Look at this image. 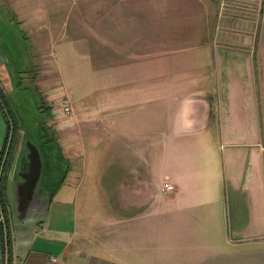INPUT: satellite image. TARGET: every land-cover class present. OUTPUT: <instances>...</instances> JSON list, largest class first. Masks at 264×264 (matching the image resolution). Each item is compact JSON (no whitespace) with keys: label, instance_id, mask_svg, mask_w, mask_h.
Returning <instances> with one entry per match:
<instances>
[{"label":"crops","instance_id":"crops-1","mask_svg":"<svg viewBox=\"0 0 264 264\" xmlns=\"http://www.w3.org/2000/svg\"><path fill=\"white\" fill-rule=\"evenodd\" d=\"M236 1L218 3L225 10L218 30L222 40L217 42L204 39L208 23L204 14L210 15L217 0H0L20 26L22 39L29 40L34 62L42 46L55 61L64 46L74 48L66 52L67 59H87L93 54H79L77 45L88 46L92 38L99 60L113 57L119 63L147 67L130 74V79L144 83L118 94L114 110L99 104V119L110 120L114 128V149L108 156L102 150L79 152L86 160L84 167L68 166L75 158L64 156L50 128L48 120L57 116L50 108L54 87L46 94L48 119L39 126L44 136L49 132L52 136L42 145L20 135L17 119L5 105L1 107L0 99V188L5 200L3 206L0 195V264H49L53 256L57 264H244L240 259L235 262V247L238 253L264 254V38L255 40L250 34L264 24V0H243L256 12L253 27L247 15L230 12ZM93 22L97 26L92 27ZM232 22L243 30L241 39H231ZM61 27L65 42L59 41ZM211 46L218 105L224 112V122L220 121L221 139L227 144L224 181L219 144L210 143L206 134L215 106L202 81V56ZM110 47L112 55L106 53ZM195 47L201 53L198 67L197 59L183 61ZM8 63L0 55L3 91L21 72L9 69ZM137 137L162 143L163 149L138 156L129 145ZM17 142L21 143L17 170L6 188ZM102 142L101 137L97 148ZM136 156L145 160L143 169L133 164ZM98 158L113 166H108L113 172L104 191L112 190L115 197L92 198L101 210L88 212L90 203L79 204L78 199L88 161L93 166ZM165 184L173 189L163 191ZM223 197L229 204L225 216ZM232 198L247 208L238 228L230 213L235 206L229 202Z\"/></svg>","mask_w":264,"mask_h":264},{"label":"rangeland","instance_id":"rangeland-1","mask_svg":"<svg viewBox=\"0 0 264 264\" xmlns=\"http://www.w3.org/2000/svg\"><path fill=\"white\" fill-rule=\"evenodd\" d=\"M219 1L224 3V0H217L215 9L214 7L211 9L210 15L207 16V14H204L208 20L206 26L207 37H204V39H207L208 41L215 40L219 42L222 40V31L218 30L222 27L224 20L222 15L225 7H218V3H220ZM239 1L240 0H237V3L232 4L233 10L230 12H232L234 16L247 15L250 19V27H253L252 22H255L256 20V12L251 9L246 1L241 0L244 3ZM7 9V7L0 4V55L9 59V63L6 64L9 69L15 67L20 69L21 72L15 74V76L9 80V88L7 87L6 91L0 90V99L3 105L8 109L10 116L17 119L20 135L24 136L25 139H30L29 141H32V143H40V145H42V142H44L47 137L52 136L51 132L44 136L45 132L39 127L49 116L48 104L50 101L46 99V94L48 93L47 89L51 86V88L54 87V89H56L52 90V92H55L56 94L51 97L53 104L50 108L55 110V113L57 112V116H51L48 122L50 123V128H52L57 135L58 147L62 150L64 156L69 158V160L72 157L75 158L68 163V166L74 163L79 167H84L86 160L83 159V155L79 153L84 150L86 152L89 150H97L100 152L102 150L107 156L111 155L109 152H112L114 149L112 147L114 128L110 120L99 119L101 118L100 113L97 111L99 109V104L105 103L108 107L114 110V105L119 104V100L116 98L118 94L132 86L140 85L139 83H144V80L130 79V74L136 73L135 70H139L138 67H140V70H147L146 64L140 62L119 63L114 61L113 57L101 58L99 60V57L97 56L98 45L96 44V39L92 38L90 39L88 46L77 45V51L79 54L83 52H85V54H93L87 59H67L66 52L74 51V48L64 46L59 47V50L62 51L64 56L62 54L59 55L58 60L55 61L52 53H47L48 57L46 56V50L48 51L49 48L42 46L38 52L40 55L38 54L39 56H37V62H34V57L30 56L32 55V49L29 40L26 38L24 40L22 39L21 28L16 21L11 18ZM93 15L95 16V14ZM93 15H90V19ZM65 18L66 16H62L61 18L62 26L66 23ZM245 18L247 17H244V19ZM215 24L218 25L217 30ZM91 26H97L96 22H93ZM230 26L232 28H228V32L230 33L231 39H241L239 33L243 32V30L236 29V24H234V22L230 23ZM263 27L264 24H262L259 30L255 29L254 32L250 30L251 37L255 40L263 39ZM166 29V25L161 29L163 38H166ZM91 31L92 30H90V32ZM59 32L61 33L59 41L65 42L67 37L62 34V27ZM70 34L71 33H69V35ZM231 39L228 41H232ZM157 42L158 41H156V43ZM165 47L167 46L165 45ZM165 50L169 51L170 48H165ZM175 50H173V52ZM113 51L112 47H110L106 53L112 55ZM35 55H37L36 51ZM200 57L201 53L199 47H195L194 50L191 51V54L185 57L183 61H186L187 58L193 61L197 59L196 66L198 67L201 65ZM202 59V66L204 69L202 81L205 90L210 94L207 97L211 98L213 101L212 103L215 106L213 109L214 112L209 121L210 128L206 134L210 139V143L219 144L217 152L220 160V176L221 181H224L225 165L223 153L226 152L227 144L225 143L224 138L221 139L220 134V121L224 122V112H222V109L219 110L218 105L219 98L216 92L218 81L216 75L217 68L215 66L212 46L209 50V54L207 55L204 53ZM178 60H182V56ZM64 98L69 100V105L71 110L73 109L74 114H64L62 112L64 106L62 100ZM85 112L88 113L87 116L85 115ZM101 137L103 142L100 143L101 147L97 148L98 140H100ZM137 138L138 140H136V142L128 144L132 146V149L135 150L136 153H138V156L145 155V153L149 151L159 152L163 149L162 143L155 142L152 144L144 138ZM120 146L121 143H118L117 149H120ZM153 146L154 148H152ZM20 147L21 143L19 142L18 145L17 142L16 149L13 152L6 172V188L11 184V179L16 174ZM122 149H124L123 146ZM132 161L139 169L145 167V160L143 162L142 160L137 159V156L135 159H132ZM88 165L89 171H86L87 174L82 180L83 185L78 200L79 204L85 201L90 203L85 210L87 211L88 209V212H91L92 210L99 209V207L96 206V201L93 202V199L96 198V196L102 199L103 197H106V199H113L115 193L112 190L104 191V188L109 187L111 183V173L113 172L112 168L108 169V166L113 167L108 163V160L98 158V162L93 166H90L91 164L89 160ZM64 169L65 165L61 170ZM63 193L66 194L67 191H63ZM221 201V213L223 216L226 214L228 215L229 204L226 202L225 197H223ZM229 202L235 205L231 208L230 213L234 216L233 227L238 228L245 222L247 215L246 205L242 203V200L236 202L235 198H232ZM250 247V245H245L243 248ZM237 249L238 248L235 247V253L233 254L235 262L240 259L244 260V264H264L263 253L257 254L252 251H249V253H238Z\"/></svg>","mask_w":264,"mask_h":264},{"label":"built area","instance_id":"built-area-1","mask_svg":"<svg viewBox=\"0 0 264 264\" xmlns=\"http://www.w3.org/2000/svg\"><path fill=\"white\" fill-rule=\"evenodd\" d=\"M62 103L64 104L63 108H62V112L64 114H70L72 113V110H71V107L69 105V100L67 98H64L62 100ZM173 189V186L172 185H169V184H165L163 185V191H170ZM57 257L56 256H53L49 259V264H57Z\"/></svg>","mask_w":264,"mask_h":264},{"label":"trees","instance_id":"trees-1","mask_svg":"<svg viewBox=\"0 0 264 264\" xmlns=\"http://www.w3.org/2000/svg\"><path fill=\"white\" fill-rule=\"evenodd\" d=\"M4 94V93H3ZM2 102V101H1ZM0 106H1V103H0ZM1 107H4V105H3V103H2V106ZM8 121V120H7ZM0 181H2V176H1V180ZM0 195H1V201H2V204H3V206H4V198H3V187H1L0 188ZM0 231H1V229H0Z\"/></svg>","mask_w":264,"mask_h":264}]
</instances>
